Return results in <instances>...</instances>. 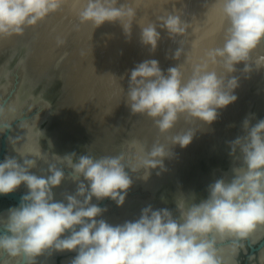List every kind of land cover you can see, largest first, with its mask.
<instances>
[{"label": "clouds", "instance_id": "1", "mask_svg": "<svg viewBox=\"0 0 264 264\" xmlns=\"http://www.w3.org/2000/svg\"><path fill=\"white\" fill-rule=\"evenodd\" d=\"M218 3L225 22L223 43L209 49L190 74L185 75L182 64L165 74L155 59L130 71L125 103L133 115L150 118L158 131L150 148H140L135 166L121 154L76 157L73 153L56 157L48 174L37 176L30 171L36 167L34 159L20 162L6 157L0 162V194L12 193L21 184L28 189L19 206L9 209L6 218L0 217V258L37 264L45 253L75 251L71 264H224L217 237L245 240L264 225V119L254 126L245 120L246 135L230 142L243 161L233 170V178L210 184L208 197L198 204L179 200V217L168 209L146 206L137 220L111 225L97 219L106 208L92 203L93 198H107L122 206L132 185L126 168L147 174L163 168L172 146L184 148L192 142L197 127L191 125H210L218 109L236 101L235 66L243 62L245 73L253 65L264 67V55L253 59L254 51L264 45V0ZM60 7V0H0V37L21 34L25 26ZM135 16V9L120 0H87L80 12L81 22L95 27L119 22L126 35ZM157 19L141 27V42L155 50L158 28L166 29L170 37L183 38L173 57L179 59L185 55L189 23L176 13ZM181 119L189 126L173 133ZM58 164L70 169V176ZM65 179L77 184L74 194L64 195L66 203L54 200L53 194Z\"/></svg>", "mask_w": 264, "mask_h": 264}, {"label": "water", "instance_id": "2", "mask_svg": "<svg viewBox=\"0 0 264 264\" xmlns=\"http://www.w3.org/2000/svg\"><path fill=\"white\" fill-rule=\"evenodd\" d=\"M44 25L38 21L34 25L25 26L21 34L12 35L8 42L0 45V88L3 84H8L10 79L6 94L0 95V162L6 157H14L22 162L26 157L36 161V167L30 169L31 173L37 176L48 174L49 165L57 160L47 159L40 163L43 155L35 154L28 147H24V152H18L15 141V137L20 136L29 124L38 123L39 113L46 110L45 117L39 123L36 142L50 155L62 158L73 153L76 157L89 153L96 157L121 154L126 161L132 163V144L135 139H140L141 147L150 148L158 136L157 129L151 124L149 131H146L143 128L148 127L144 122L146 116L133 115L130 109L128 111L124 97L111 108L108 119L101 116V113L89 112L86 104L78 109L75 99L76 87L71 80L73 41L65 39L62 44L56 43L43 63L36 61L40 56L37 44ZM56 67H59V73L55 81L59 85L53 93H48L47 86L52 81V72ZM167 69L168 67H164L162 71L166 74ZM240 80L241 88L236 91V101L221 108L217 120L206 129H203L204 125L200 128V124L197 126L199 137L195 143L191 142V146L182 148V157L179 159L181 161L169 167H166L167 164L163 161V168L149 171L150 176H157L154 188L149 194V206L154 210L168 209L174 217H179V200L183 198L190 203H200L208 197L209 185L217 180L215 173H218L219 177L227 172L234 176V163H237L235 168L243 166V161L239 164V160H242L239 149L233 152L230 142L244 136L245 120L251 117L257 122L264 119L263 70L253 67L248 73L243 71ZM15 95L18 96L21 110L12 111L5 120L4 110ZM23 102L25 105L22 106ZM29 103L36 104L32 110L28 106ZM84 127L108 137L105 139L97 135L96 138L83 141V148L77 149L72 141L82 138L80 132ZM227 137L228 141L223 143ZM101 145L103 149L100 148ZM57 166L63 168L66 177L70 176V169L59 164ZM126 171L130 177H134L130 169L126 168ZM72 184L75 182L65 179L60 186L54 188V200L64 201V195ZM131 189H128L126 198L146 197L144 194L130 193ZM139 189V185L134 187V190ZM27 192V187L21 184L12 193L0 194V217L6 218L9 209L18 207L22 196ZM92 203L101 208H113V212L104 220H116L120 206H112L114 201L107 198L97 201L93 198ZM216 247L224 264H240L241 255L246 256L243 264H260L258 255L264 250V233L257 239H251L250 236L245 240L217 237ZM75 255V251L45 253L37 258V264H63L64 259H73ZM0 264L15 262L0 258Z\"/></svg>", "mask_w": 264, "mask_h": 264}, {"label": "bare ground", "instance_id": "3", "mask_svg": "<svg viewBox=\"0 0 264 264\" xmlns=\"http://www.w3.org/2000/svg\"><path fill=\"white\" fill-rule=\"evenodd\" d=\"M60 2L61 7L59 9L50 12L39 20L41 25H45L39 37L41 42L39 40V44H37L40 56L36 61L43 63L47 59L46 57L50 50L58 43V40L70 39L73 41V73L71 80L76 87V107L81 109L86 104L88 110H90L89 112L101 113V116L106 119H108L111 108L115 107L114 104L118 103L121 98H125L129 86L130 71L137 64L145 60L155 59L158 61L161 70L164 67L169 69L182 64V71H184L185 75H188L193 65L200 63L206 58V52L209 49L220 46L223 43L225 22L218 0H120L121 3H127L136 11L130 35L125 34L119 22H105L98 27H95L91 22H81L80 12L86 6L87 0H60ZM169 13L180 14L181 18L189 23L184 45L185 55H182L179 59H174L173 57L176 49L181 46L180 41L183 38L180 36L170 37L166 29L158 28L160 39L155 50L141 42V27L146 26L149 22H158V17ZM10 39L11 36L0 37V45H4ZM259 55H264V45L254 51L253 59ZM243 66V62L237 64L235 66L237 70L232 74L238 77V87L234 90V95L241 88L240 79L243 74ZM210 67L215 66L210 65ZM253 67L257 69L254 65ZM259 69L263 70L264 73V67ZM8 84L1 86V96L6 94L5 92L9 88ZM18 102L17 95L11 98L3 113L5 120H7V115L12 111L18 110L19 112L21 110V104ZM23 105H25L24 102ZM35 105L29 103L28 106L32 110ZM125 107L129 111L127 104ZM220 110L218 109V112ZM45 115L46 110L42 113L40 112L38 123L29 124L20 136L15 137L17 151L24 152V147L30 148L35 154L43 155L40 163L47 159L57 160L56 156L50 155V153L41 149L36 142L39 123ZM247 120L250 126H254L257 123L256 120H253V117ZM144 122L145 124L147 123L148 127L145 126L143 128L149 131L150 125L153 124L151 119L145 117ZM141 124L143 125L144 123L141 121ZM199 124L191 126L197 127ZM188 126L181 119L172 132H178ZM200 126L202 127V124L198 128ZM208 126L204 125L203 129ZM245 135L246 131L244 132ZM197 137H199L198 129L193 137V143H195ZM132 145L134 147L132 164L135 166V161L141 148L140 139H135ZM188 146H191V143ZM182 150L179 145L171 147L170 155L164 159L165 165L167 164L166 167L175 166L181 161L179 159L182 157ZM241 162L242 160H239V164ZM235 166H237V163H234L233 169H235ZM133 176L131 177L132 185L130 188L132 189L130 193L144 194L146 197L125 198L124 204L119 208L116 220L106 219L107 223L119 225L125 221H135L140 217L141 210L149 206V194L154 188L157 176L152 177L149 173L147 174V172L143 171L133 172ZM215 178L230 181L233 175L227 172L219 177V174L215 173ZM136 185H139V191L134 190ZM76 187V183L69 185L67 194H74ZM112 206L118 205L114 202ZM110 212H113V208L106 209L102 216L97 217V219H105L110 215ZM263 233L264 226L260 225L250 234V238L257 239ZM71 260L64 259L63 264H71ZM258 261L260 264H264V250L259 253Z\"/></svg>", "mask_w": 264, "mask_h": 264}, {"label": "rangeland", "instance_id": "4", "mask_svg": "<svg viewBox=\"0 0 264 264\" xmlns=\"http://www.w3.org/2000/svg\"><path fill=\"white\" fill-rule=\"evenodd\" d=\"M52 73H53L52 81L49 84L47 83L48 86H47V91L46 92H48V93H51V92L53 93V90L55 89V87L59 85V83H57L55 81L56 76L59 73V67H56ZM49 79H51V77ZM53 96H55V94H53ZM97 135H99V136L101 135L100 137L101 138L103 137L105 139L108 137L106 134H100L98 131H95L93 129H90L89 127H86V128L84 127L81 130V132H80V136L82 137L80 139H82V140L76 138V140H73L72 141L73 142V145H75L77 149H81V148H83L82 145L85 144L84 142L88 141L89 139L96 138L95 136H97ZM228 139H229V137H227L225 139V141H223V143L224 142L226 143L228 141ZM100 148L103 149V145H101Z\"/></svg>", "mask_w": 264, "mask_h": 264}, {"label": "flooded vegetation", "instance_id": "5", "mask_svg": "<svg viewBox=\"0 0 264 264\" xmlns=\"http://www.w3.org/2000/svg\"><path fill=\"white\" fill-rule=\"evenodd\" d=\"M246 261V256L241 255L240 256V264H243Z\"/></svg>", "mask_w": 264, "mask_h": 264}]
</instances>
